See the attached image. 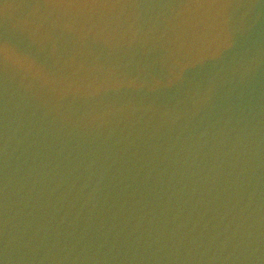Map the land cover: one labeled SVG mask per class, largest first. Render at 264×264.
<instances>
[{
  "label": "water",
  "instance_id": "water-1",
  "mask_svg": "<svg viewBox=\"0 0 264 264\" xmlns=\"http://www.w3.org/2000/svg\"><path fill=\"white\" fill-rule=\"evenodd\" d=\"M0 264H264V0H0Z\"/></svg>",
  "mask_w": 264,
  "mask_h": 264
}]
</instances>
